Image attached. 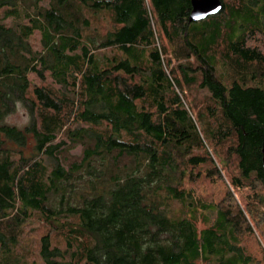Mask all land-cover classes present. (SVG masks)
<instances>
[{"label": "trees", "instance_id": "16d2710c", "mask_svg": "<svg viewBox=\"0 0 264 264\" xmlns=\"http://www.w3.org/2000/svg\"><path fill=\"white\" fill-rule=\"evenodd\" d=\"M45 2L0 0V264H22L34 214L46 264H264V0L200 23L192 0ZM19 106L22 128L6 122ZM203 177L224 203L186 189Z\"/></svg>", "mask_w": 264, "mask_h": 264}, {"label": "rangeland", "instance_id": "374dc122", "mask_svg": "<svg viewBox=\"0 0 264 264\" xmlns=\"http://www.w3.org/2000/svg\"><path fill=\"white\" fill-rule=\"evenodd\" d=\"M44 5H48V0L44 3ZM33 45L36 49H39V42L38 40H33ZM110 55V53H108ZM182 62V61H181ZM177 64H180V62H177L175 59L172 63L171 68H176ZM220 73L225 74V70L223 68L219 69ZM31 80L34 83H38V81L35 79V77L31 76ZM200 82V78L198 80ZM50 82V80H49ZM198 82V83H199ZM198 85V84H197ZM195 85V87H191L190 89H187L185 86L182 88V94L185 97V100L188 104V107L190 108L192 115L194 119L196 120L199 129L204 131V126L201 123L199 119V113L198 110L196 109L194 105V101L196 100L197 102L201 103L207 101L210 97V93L205 90L199 88V86ZM6 122L10 125H15L20 128L24 127L26 124L29 122V115L26 112L25 109H23L21 106H19L18 111L10 115L7 119ZM204 134L205 131H204ZM70 156H80L81 155V148H78L76 150H73L69 154ZM217 164L221 168L224 169L222 162L220 161L219 158H216L214 156L213 158ZM221 159H224V157H221ZM230 172V171H229ZM226 171V175L228 177H232L233 173H229ZM230 175H229V174ZM220 183L216 182L213 183L209 179H204V177L197 183V184H190L188 181L186 182V189L187 190H192L195 197L201 199L202 201L206 202L207 204H216L220 205L221 202L224 203V196H225V190L223 184L219 185ZM222 189V190H221ZM236 196V202L241 204L242 206L245 205L246 202V197H248L251 192L248 188H245L244 190L236 191L235 193ZM244 197V198H243ZM174 210L176 211L177 214H180L181 216L186 215L188 216V210H186L184 207L181 205H176L174 207ZM201 212L200 218H203V215L205 217H209L207 220V223H213L216 220V213L211 214L208 212ZM201 226L204 227V224L202 222ZM21 233L17 236V245H14L12 247V252L14 256L19 257L21 260L22 264H46L40 257V249H41V238L43 235H45L48 231L44 225H42V222L40 218L37 216V214H34L33 217L29 220H27L25 223H22L20 226ZM52 237V244L54 247H59L62 250H65L67 248L66 243L63 241V239L55 234L51 235ZM247 245L248 249L254 253L258 251V244L255 241V239H247ZM262 246L264 247V244L260 242ZM67 260H69V256L67 257Z\"/></svg>", "mask_w": 264, "mask_h": 264}, {"label": "water", "instance_id": "95a60500", "mask_svg": "<svg viewBox=\"0 0 264 264\" xmlns=\"http://www.w3.org/2000/svg\"><path fill=\"white\" fill-rule=\"evenodd\" d=\"M223 8L222 0H192V11L189 21L190 23L203 22L209 17L219 15Z\"/></svg>", "mask_w": 264, "mask_h": 264}]
</instances>
